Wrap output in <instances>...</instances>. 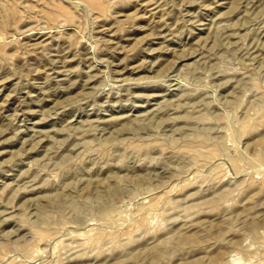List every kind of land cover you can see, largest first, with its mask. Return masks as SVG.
Returning a JSON list of instances; mask_svg holds the SVG:
<instances>
[{"label": "rangeland", "instance_id": "1", "mask_svg": "<svg viewBox=\"0 0 264 264\" xmlns=\"http://www.w3.org/2000/svg\"><path fill=\"white\" fill-rule=\"evenodd\" d=\"M88 2L0 0V264H264V0Z\"/></svg>", "mask_w": 264, "mask_h": 264}, {"label": "bare ground", "instance_id": "2", "mask_svg": "<svg viewBox=\"0 0 264 264\" xmlns=\"http://www.w3.org/2000/svg\"><path fill=\"white\" fill-rule=\"evenodd\" d=\"M88 1H90V3L88 2L89 4L92 3L93 5H97V3H100V2H96L97 0H88ZM99 1H100V0H99ZM100 4H101V3H100ZM100 4H98V5H100ZM97 7H99V6H97ZM97 7H96V8H97Z\"/></svg>", "mask_w": 264, "mask_h": 264}]
</instances>
